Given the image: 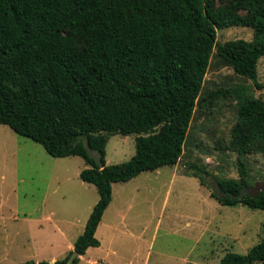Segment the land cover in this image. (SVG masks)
<instances>
[{
  "label": "trees",
  "instance_id": "1",
  "mask_svg": "<svg viewBox=\"0 0 264 264\" xmlns=\"http://www.w3.org/2000/svg\"><path fill=\"white\" fill-rule=\"evenodd\" d=\"M250 27L253 38L217 41V31ZM256 86L264 56V0H0V124L44 146L53 156L77 155L80 178L99 200L73 250L55 262L74 264L101 242L96 231L113 198V182L177 164L213 51ZM238 101L229 147L240 156L264 153V99L247 87H219L200 102ZM199 103V102H198ZM137 134L127 161L106 162L109 136ZM86 143L101 154L90 157ZM188 167L209 186L210 173ZM239 178L215 177L211 195L225 205L264 210V188L252 193L247 164ZM264 263L263 238L219 264Z\"/></svg>",
  "mask_w": 264,
  "mask_h": 264
},
{
  "label": "rangeland",
  "instance_id": "2",
  "mask_svg": "<svg viewBox=\"0 0 264 264\" xmlns=\"http://www.w3.org/2000/svg\"><path fill=\"white\" fill-rule=\"evenodd\" d=\"M237 38L251 40L252 28L217 31L220 43ZM258 80L261 88L213 51L182 159L112 183L113 198L96 231L101 244L90 247L79 264H219L227 252L245 254L263 238V209L222 204L209 186L215 189V177L239 178L241 158L253 185L247 191L258 192L264 188V153L240 156L230 149L238 118L234 96L212 107L200 103L219 87H247V93L264 99V56ZM136 136L110 135L107 164L129 160ZM190 162L210 173L205 175L209 186L192 173ZM85 167L82 157L53 156L0 124V264L52 263L73 250L99 200L96 186L80 178Z\"/></svg>",
  "mask_w": 264,
  "mask_h": 264
},
{
  "label": "water",
  "instance_id": "3",
  "mask_svg": "<svg viewBox=\"0 0 264 264\" xmlns=\"http://www.w3.org/2000/svg\"><path fill=\"white\" fill-rule=\"evenodd\" d=\"M86 147L88 150V153L90 155L91 158H93L97 164H99L100 166H103V162L101 159V154L99 153V151H97L96 149L91 148L89 143H86ZM78 256L77 252H73L71 254V256L69 257L68 261L66 264H74L75 258Z\"/></svg>",
  "mask_w": 264,
  "mask_h": 264
}]
</instances>
